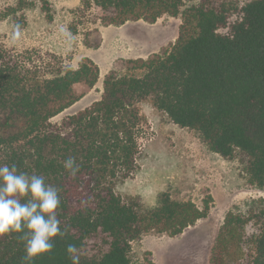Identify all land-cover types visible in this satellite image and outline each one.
<instances>
[{
	"label": "trees",
	"instance_id": "1",
	"mask_svg": "<svg viewBox=\"0 0 264 264\" xmlns=\"http://www.w3.org/2000/svg\"><path fill=\"white\" fill-rule=\"evenodd\" d=\"M88 5L99 9L105 27L153 25L164 16L182 15L183 22L175 43L147 58L124 60V72L106 76L99 100L56 124L54 118L81 100L78 87L98 83L99 66L85 58L77 69L46 71L31 66L30 52L0 45V164L15 163L57 187L56 214L67 230L34 264H71L68 244L78 247L80 264H131L132 243L143 235L176 237L208 217L212 198L200 208L165 192L146 211L116 193L115 182L137 169L144 124L139 104L147 99L174 124L196 131L211 152L228 159L237 151L247 155L248 183L264 188V0ZM8 17L0 12V22ZM70 156L80 165L75 177L63 167ZM20 235L0 236V264H21ZM209 264H264V213H228Z\"/></svg>",
	"mask_w": 264,
	"mask_h": 264
},
{
	"label": "rangeland",
	"instance_id": "2",
	"mask_svg": "<svg viewBox=\"0 0 264 264\" xmlns=\"http://www.w3.org/2000/svg\"><path fill=\"white\" fill-rule=\"evenodd\" d=\"M89 1L0 0V12L9 14L0 22V45L5 49L30 52L26 57L32 59L31 66L46 71L77 69L85 58L100 68L98 83L92 89L78 87L81 100L54 118V124L99 100L106 76L114 70L124 72V60L159 53L179 37L182 15L164 16L153 25L131 22L105 27L101 12L90 7ZM236 19L233 16L230 23ZM139 108L144 124L137 169L130 178L115 182L116 193L146 211L155 209L165 192L200 208L207 199L213 201L208 217L183 234L171 237L151 232L134 241L131 264H209L227 214L262 215L264 188L248 183L247 155L237 151L228 159L211 152L196 131L174 124L150 99Z\"/></svg>",
	"mask_w": 264,
	"mask_h": 264
},
{
	"label": "clouds",
	"instance_id": "3",
	"mask_svg": "<svg viewBox=\"0 0 264 264\" xmlns=\"http://www.w3.org/2000/svg\"><path fill=\"white\" fill-rule=\"evenodd\" d=\"M63 167L73 177L80 171L76 158L71 156ZM60 206L58 188L46 183L43 175L21 172L15 163L0 164V236L21 234V264H34L42 255L50 254L55 239L67 234L56 214ZM65 251L71 264H80L75 244H68Z\"/></svg>",
	"mask_w": 264,
	"mask_h": 264
}]
</instances>
